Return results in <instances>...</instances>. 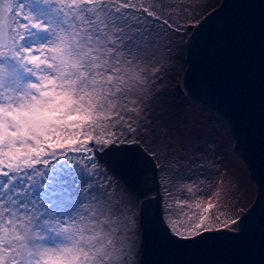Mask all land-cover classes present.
I'll return each mask as SVG.
<instances>
[{"label": "snow or ice", "instance_id": "1", "mask_svg": "<svg viewBox=\"0 0 264 264\" xmlns=\"http://www.w3.org/2000/svg\"><path fill=\"white\" fill-rule=\"evenodd\" d=\"M209 18L183 0H0L3 191L17 176L27 180L0 199V264H142L153 231L182 246L239 237L252 209L239 219L214 211L227 205L214 191L212 166L195 152L161 161L152 149L144 166L155 169V183L139 188V205L94 155L145 142L163 116L153 104L165 62ZM50 172L79 178L71 215L55 210L63 191L49 199Z\"/></svg>", "mask_w": 264, "mask_h": 264}, {"label": "water", "instance_id": "2", "mask_svg": "<svg viewBox=\"0 0 264 264\" xmlns=\"http://www.w3.org/2000/svg\"><path fill=\"white\" fill-rule=\"evenodd\" d=\"M205 17L210 18L194 38H186V68L175 94L189 96L228 123L256 188L240 217L252 211L234 240L205 236L188 246L172 245L153 231L142 264H264V0H221L200 20ZM114 148L96 150L97 162L138 200L139 188L155 183V169L144 166L151 155L139 144Z\"/></svg>", "mask_w": 264, "mask_h": 264}, {"label": "rangeland", "instance_id": "3", "mask_svg": "<svg viewBox=\"0 0 264 264\" xmlns=\"http://www.w3.org/2000/svg\"><path fill=\"white\" fill-rule=\"evenodd\" d=\"M192 6L195 13L201 19L211 10L219 6L221 0H183ZM186 38L183 45L178 49L176 58L165 62V70L161 72L159 82L154 88L158 92L154 98L153 107L163 116L154 125V130L148 134V138L143 144H139L150 155L151 150H158L161 161L164 155L168 159L173 157L182 158L195 152L206 166H212L215 183L214 191L222 193L221 203L227 207L214 209V211H229L235 214L238 219L240 215L250 206L256 194L255 183L252 180L246 162L239 157L234 149L235 141L231 136L228 123L224 118L216 115L211 110L203 107L189 96H178L175 94V86L180 84L181 76L186 68L185 52ZM154 71V69H153ZM62 97H58L56 103ZM44 115H49L47 112ZM51 115H55L52 113ZM155 115V113H154ZM102 150V149H99ZM70 155H77L70 153ZM63 164V157H59ZM97 166L109 174L110 179H114L130 202L139 205V201L128 190L124 184L107 169L104 164H99L95 157ZM160 161H155L157 166ZM56 166V161H51L48 166L39 165L38 167ZM59 169L57 168V172ZM49 175L56 181L49 184L48 188L54 198V194L63 191L64 195L59 197L62 202L55 206L60 216L71 215L75 207V197L77 196L76 183L79 178L74 179L70 173H64V179H58L54 173ZM7 182L6 177H0V199H6L13 195V190L23 188L27 183L26 177L17 176L10 185L8 192L3 191V185ZM230 193V194H228ZM32 195L41 197L43 193L38 187L32 190ZM14 198L21 201H28V196L16 195ZM201 199L207 200L208 197Z\"/></svg>", "mask_w": 264, "mask_h": 264}, {"label": "trees", "instance_id": "4", "mask_svg": "<svg viewBox=\"0 0 264 264\" xmlns=\"http://www.w3.org/2000/svg\"><path fill=\"white\" fill-rule=\"evenodd\" d=\"M208 109V108H207Z\"/></svg>", "mask_w": 264, "mask_h": 264}]
</instances>
